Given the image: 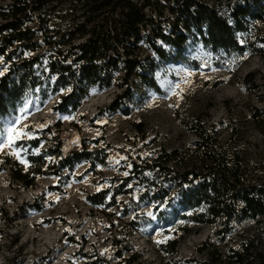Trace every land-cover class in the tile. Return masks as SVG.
Instances as JSON below:
<instances>
[{"label": "rangeland", "instance_id": "obj_1", "mask_svg": "<svg viewBox=\"0 0 264 264\" xmlns=\"http://www.w3.org/2000/svg\"><path fill=\"white\" fill-rule=\"evenodd\" d=\"M251 30L252 40L264 37V21L252 23ZM246 53V59L233 64L234 58L244 54L214 53L192 43L188 64H164L159 69L161 92L137 85L133 99H126L116 113L108 110L122 92L116 87L94 90L72 114L57 108L66 91L31 97L41 110H30L23 126L35 131L36 138L19 142L28 148L24 158L30 165V156L46 154L49 148L55 151L57 144H61L62 158L81 151L84 144L98 157L96 164L81 161L70 170L47 155L46 175L25 188L7 170L15 162L25 166L7 154L10 150L0 153V264H80L81 254L93 252L112 264L134 256L138 257L135 264H196L217 256L229 261L231 253L244 250L245 260L264 264V216L235 223L221 238L219 226L188 224L176 201L177 187L169 186L170 196L176 198L165 207L142 201L143 188L125 183L135 162L161 149L186 150V159L196 160L193 145L198 139L193 127L200 124L264 181V56ZM40 125H46L42 131ZM77 137L79 143L73 144ZM37 141L40 145L35 148ZM35 149L39 154H30ZM118 186L129 194L113 199ZM104 191L110 192L106 204L92 205L88 197ZM149 211L155 219L147 215ZM160 232L172 239L158 245ZM174 239L180 244L172 253Z\"/></svg>", "mask_w": 264, "mask_h": 264}, {"label": "trees", "instance_id": "obj_2", "mask_svg": "<svg viewBox=\"0 0 264 264\" xmlns=\"http://www.w3.org/2000/svg\"><path fill=\"white\" fill-rule=\"evenodd\" d=\"M0 19V69L7 68L0 76L4 119L24 98L39 93L46 98L49 91L66 89L70 91L61 94L57 107L61 113L78 111L94 90L114 87L122 92L108 110L120 112L122 103L135 96L137 85L161 92L159 69L164 64H188L192 43L214 53L251 51L264 56V37L249 38L252 23L264 21V0H0ZM193 132L198 139L193 145L196 160L186 159V150L161 149L155 157L135 162L125 183L143 188L142 201L165 207L176 198L170 196L169 186L177 187L176 201L188 224L219 226L217 235L224 238L235 223L264 216V181L251 174L235 151L224 150L212 130L200 124ZM39 145L37 141L34 147ZM49 151L30 156L28 169L13 163L9 175L30 188L46 175L47 155L70 170L81 161L96 164L98 157L86 144L64 158L61 144ZM122 188L117 187L113 199L129 194ZM109 194L104 191L88 198L100 206ZM179 244V239L170 241L172 253ZM80 256V264H112L97 252ZM220 258L196 264H253L245 260V250L231 253L229 261ZM137 261L134 256L119 264Z\"/></svg>", "mask_w": 264, "mask_h": 264}, {"label": "snow or ice", "instance_id": "obj_3", "mask_svg": "<svg viewBox=\"0 0 264 264\" xmlns=\"http://www.w3.org/2000/svg\"><path fill=\"white\" fill-rule=\"evenodd\" d=\"M247 53L244 54L243 57H236L232 61L233 64L236 63L239 59H246ZM3 63L2 57H0V64ZM7 71V68L0 69V76L4 74V72ZM191 73H189L190 75ZM176 87H179V84L176 85ZM37 92H39V89H36ZM64 91H70V89H66ZM176 94V93H174ZM30 110L34 111H40V107L38 104H36L33 100L30 98H24L22 103H19L18 106L14 109H12L9 117L7 119H4L3 117H0V122L3 123V127L0 128V153H5V150H10L7 152L8 155L13 156L16 160H18L21 164L25 166V169L31 167V165L28 163V161L24 158L25 154H29L28 148L25 147L23 144H20V141L23 140H32L35 139V131L28 130V126H23V121L28 118V116L31 114ZM62 120H73L75 119L74 116H60L59 117ZM46 125H40L39 130L42 131L43 128ZM73 144L79 143V138L77 137L76 140L72 141ZM43 147V145H41ZM30 154L32 155H38L39 149H35ZM121 160L126 159L125 157H120ZM116 164H119V160L115 161ZM130 168L131 165H128ZM124 176L128 175V172L122 173ZM102 186H97V191H100ZM131 187V185H129ZM149 217L152 219H155V215L153 212L149 211L147 213ZM174 231V229H172ZM157 235L161 236V239H158L156 243L164 244L167 242V240L172 239L171 236H164L162 232L157 233Z\"/></svg>", "mask_w": 264, "mask_h": 264}]
</instances>
